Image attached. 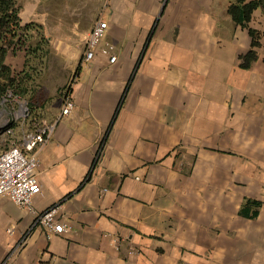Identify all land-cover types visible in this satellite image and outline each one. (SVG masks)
<instances>
[{
	"label": "crops",
	"instance_id": "obj_1",
	"mask_svg": "<svg viewBox=\"0 0 264 264\" xmlns=\"http://www.w3.org/2000/svg\"><path fill=\"white\" fill-rule=\"evenodd\" d=\"M233 1L18 0L21 24L49 42L45 76L58 83H48L55 126L32 211L0 197V264H200L206 251L225 262L246 221H264L258 186L231 211L232 175L247 173L234 158H253L264 184V54L240 67L251 38L227 12ZM99 20L112 64L99 50L82 61ZM250 26L264 31L261 10ZM15 60L19 71L21 51ZM67 86L73 108L60 117ZM245 198L262 201L257 218L239 216ZM50 208L69 230L38 225Z\"/></svg>",
	"mask_w": 264,
	"mask_h": 264
},
{
	"label": "trees",
	"instance_id": "obj_2",
	"mask_svg": "<svg viewBox=\"0 0 264 264\" xmlns=\"http://www.w3.org/2000/svg\"><path fill=\"white\" fill-rule=\"evenodd\" d=\"M19 9L18 0H0V100L8 93L22 96L30 93L29 103L26 102L30 112L28 121L32 114L37 116L46 103L41 86L33 87L39 72L30 62L34 60L37 66L46 67L45 58L49 50L44 51L43 47L49 46V42L40 25L32 22L21 24ZM258 9L264 14V0H234L227 9L232 21L246 29L251 38L250 48L240 57V67L245 70H249L258 59L257 49L261 46L260 32L250 26L252 15ZM19 47H25L26 58L21 70L13 71L6 63V57ZM78 71L79 67L75 74ZM261 206L262 201L245 198L238 214L247 219H255Z\"/></svg>",
	"mask_w": 264,
	"mask_h": 264
},
{
	"label": "built area",
	"instance_id": "obj_3",
	"mask_svg": "<svg viewBox=\"0 0 264 264\" xmlns=\"http://www.w3.org/2000/svg\"><path fill=\"white\" fill-rule=\"evenodd\" d=\"M107 28L108 24L99 20L88 32L84 41L83 62H90L98 50L108 57L110 64L116 61V56L113 54V45L102 41ZM69 89L70 86H67L63 91L60 117L69 114L73 108L70 96L71 90ZM11 97L12 94L8 93L2 99L1 104L9 103ZM14 114L13 121L16 122L17 119L23 122L26 121L30 115L27 103H21ZM54 126L55 123H51L34 129L30 128V131L23 134L19 144L9 146L0 152V197H7L19 209L32 211V199L41 193V187L35 175L40 163L39 151L49 141ZM11 133V127L4 131L6 135ZM56 210V208H50L37 214L38 225L48 233L60 234L69 230L66 224L56 219ZM8 232L12 233V230L8 229Z\"/></svg>",
	"mask_w": 264,
	"mask_h": 264
},
{
	"label": "rangeland",
	"instance_id": "obj_4",
	"mask_svg": "<svg viewBox=\"0 0 264 264\" xmlns=\"http://www.w3.org/2000/svg\"><path fill=\"white\" fill-rule=\"evenodd\" d=\"M259 31V30H257ZM260 32V47L257 49V54H264V31H259ZM262 41V43H261ZM44 51L49 50V53L47 54L46 58H45V66L46 67H39L37 66V64H34V60H32L30 62V64H32L35 69L39 72V76L36 78L35 83H33V87H37V86H41V88L43 89L42 91L44 92V96L43 98H46L44 101L46 102L44 107L45 110H41L39 111V114H37V116H35L36 114H32L31 118L28 121H20L17 119V121H13V119L15 118V111H17V107L21 104V103H29V96L30 93H27L26 96H22V95H12L11 98H9V103H4L1 104L0 100V152L4 151L5 149H7L9 146L15 145V144H19V141L21 139V137L23 136L24 133L30 131V126H36V127H41L44 125H48V121L49 119L52 117L53 115V111L54 109L50 108L49 105L51 104L50 102L52 101V99L48 98L47 96V91L50 92V86H48L49 82H53V83H58V78L57 77H53L51 79H49L48 76H45L46 73V69L48 66V58L50 56V52H51V47L50 46H44L43 47ZM25 47H19L17 48L15 51L13 52H9L11 55V64H8L10 67H18L16 66V53L17 51H21L24 55V60H25ZM8 53V54H9ZM24 63V62H23ZM55 65H59V63L55 62ZM13 71H17L16 69H13ZM47 84V86H46ZM32 87V84H31ZM65 89V87H64ZM64 90H60V92L58 93V90H55V93H58V95L60 94L62 96ZM8 95V94H7ZM57 95V96H58ZM6 97V96H5ZM42 101V102H44ZM244 101H247V97H244ZM43 107V108H44ZM50 109H49V108ZM11 127L12 128V133L9 135L4 134V131L8 128ZM248 131L250 127H247ZM252 136L249 134L248 138H251ZM236 152V151H235ZM247 160V161H246ZM234 163H232V166L238 165L239 163L241 164V169L245 170L247 173L246 175H232V183H231V211H232V217L236 215L235 213V207L236 204L239 202L240 197L245 195L247 192V194L249 193L251 188L256 189V187H261L264 188V184H259L258 181L256 180V177L258 178L259 176H261L262 172L258 173V169L261 170L260 167L257 166L256 168V163L254 162L253 158L247 157V158H242L241 160L234 158L233 159ZM261 166V165H260ZM255 167V169L253 168ZM260 190V189H259ZM209 192V191H208ZM210 193H212V191H210ZM205 196H211L210 194L205 195ZM262 198L264 200V196L262 195ZM259 210H261L259 208ZM261 213L264 216V207L263 210H261ZM262 224H264V221H255V220H251V221H246V237L243 238H236L234 239L232 237L231 243H230V252L227 254L226 256V260L225 262L223 261H219L218 259V255L216 254H212V253H207L204 252L203 254H199L200 258H203L204 260H200V264H255L253 262V257L255 255V252L257 253V251H261L264 252V229H262L261 231H263V234L259 235L258 237H255V229L256 227L262 226ZM254 231V232H253ZM239 241V243H237ZM206 242V241H204ZM207 244V243H206ZM248 249L243 251L244 249ZM210 251V250H209ZM214 255V257H213ZM248 256V257H247ZM247 258V259H246Z\"/></svg>",
	"mask_w": 264,
	"mask_h": 264
},
{
	"label": "water",
	"instance_id": "obj_5",
	"mask_svg": "<svg viewBox=\"0 0 264 264\" xmlns=\"http://www.w3.org/2000/svg\"><path fill=\"white\" fill-rule=\"evenodd\" d=\"M166 1H167V0H164V2H163V5H162V8H163V7H164V5L166 4Z\"/></svg>",
	"mask_w": 264,
	"mask_h": 264
}]
</instances>
